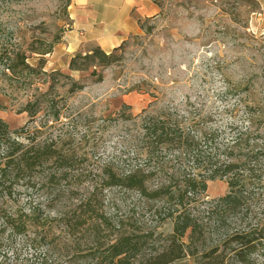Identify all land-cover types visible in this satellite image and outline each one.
Wrapping results in <instances>:
<instances>
[{
  "label": "rangeland",
  "instance_id": "rangeland-1",
  "mask_svg": "<svg viewBox=\"0 0 264 264\" xmlns=\"http://www.w3.org/2000/svg\"><path fill=\"white\" fill-rule=\"evenodd\" d=\"M157 1L160 14L146 18L142 33L129 36L117 50L108 52L114 51V57L105 67L98 66L103 80L96 81L89 72L69 68L75 55L96 46L86 41L75 52L66 50V35L72 25L71 0H0L1 53L19 47L51 50L32 53L29 61L38 68L31 74L14 75L6 70L0 77V117L11 128L20 127L29 120L22 111L29 98L40 94L45 104L55 102L60 117H49L41 138L62 136L61 145L71 155L64 162L73 163L70 175L57 190L69 186L78 200L90 195L98 208L87 212L75 235L68 234L63 222L54 221L49 237L37 248L17 237L1 249L0 264H42L45 254L47 264H95L94 221L102 215L107 218L103 219L106 225L98 230L104 244L111 240L107 230L116 233L120 221L138 236L150 232L133 259L135 264L153 246L163 243L172 232L168 206L162 207L164 201L120 184L110 185L106 177L111 170L121 176L148 164L137 155L143 150L139 139L145 115H171L181 127L199 136L217 130L219 144H227L242 131L249 134L252 144L264 146V0ZM40 58L44 60L42 67ZM4 61L0 60V69L6 68ZM47 114L43 105L35 121L40 124ZM242 143L245 147L249 144L246 140ZM262 163L243 162V174L256 165L262 168ZM184 169L177 162L167 161L164 172L149 176L148 192L153 194L168 182L178 185L184 180ZM246 187L240 211L228 214L225 223H221L223 210L211 205L212 199L229 188L224 178L209 180L207 197L191 200L190 210L203 227L200 254L217 243L224 232L252 229L256 235L261 233L264 189L254 176ZM54 193L49 190L46 195L39 190L33 200L47 204L49 195L56 197ZM25 200L22 197L21 202ZM64 201L73 202L68 198ZM176 202L174 199L173 204ZM64 244L71 247L69 260L58 255ZM234 246L221 243L216 253L225 255L224 263L200 255L195 262L184 259L174 264H264V238L243 262L233 255Z\"/></svg>",
  "mask_w": 264,
  "mask_h": 264
},
{
  "label": "trees",
  "instance_id": "trees-1",
  "mask_svg": "<svg viewBox=\"0 0 264 264\" xmlns=\"http://www.w3.org/2000/svg\"><path fill=\"white\" fill-rule=\"evenodd\" d=\"M153 1L160 6L157 0ZM145 19L139 18L143 29ZM119 47L114 48V51ZM114 51L108 53L96 45L86 53L75 55L69 63V68L81 73L89 72L96 81H102L103 73L98 70V66L105 67L114 57ZM33 52L46 54L51 50H27L19 47L0 52V60H5L4 63L7 64L6 68L0 69V77L6 75V70L14 75L34 72L38 67L29 61ZM43 61L40 58V67ZM39 96L40 94L36 98H29L22 108L29 117L24 125L11 128L8 122L0 117V251L4 246L15 242L17 237H23L27 246L37 248L49 237L54 221L63 222L68 234L75 235L85 223L87 212L98 210L90 195L78 200L77 196H72L74 192L69 186L57 190L62 181L70 175L73 163L64 162L71 155L66 154L61 145L62 136L41 138L46 133L43 129L47 128L49 117L58 119L60 109L55 102L49 101L45 104ZM43 105L48 111L47 118L38 124L35 118ZM140 129L142 136L139 145L143 150L137 155L143 156V161L148 164L138 165L121 176L111 170L106 173V177L110 185L120 184L129 189H136L142 195L161 198L164 201L162 207L168 206L172 232L164 237L162 244L153 246L150 253L142 255L137 264H174L184 259L195 262L200 255L203 258H212L217 263H224L225 255L216 252L221 243L229 242L235 243L231 249L235 258L241 262L245 261L246 255L264 238V223L259 225V235L252 232V229L224 232L217 243L200 254L198 244L204 239L203 227L197 222L190 205L191 200L194 202L207 197L208 181L219 177L225 179L229 188L224 195L212 199L211 205L215 209L223 210L221 223H225L228 214L238 213L246 198V185L251 177H258L261 188L264 189V146L259 142L252 144L249 134L242 131L237 132L227 144H219L217 130L204 131L199 136L192 130L181 127L167 114L145 115L141 120ZM243 140L249 143L247 147L243 146ZM244 148L250 153L242 152ZM167 161L177 162L187 170L184 171V180L178 185H172L171 182L162 184L150 194L149 176L153 172H164L167 169ZM243 162L263 163L262 168L256 165L244 175ZM39 190H44L46 195L49 190L53 193L55 191L56 197L49 195L47 204L42 201L35 202L33 194ZM22 197L26 198L24 202H21ZM65 198L73 202L64 201ZM174 199L177 204H173ZM51 209H56V212ZM103 219L107 221L103 215L101 219L94 221L96 228L92 244L95 257L92 259L95 264H135L133 259L140 253L144 239L149 237L150 232L138 236L133 230L129 232L125 223L120 221L116 225V233L107 230V233H110L107 236L109 235L111 240L104 244L101 242L99 231L106 225ZM61 249L58 255L71 259V247L64 244ZM47 259L48 255L45 254L41 263L47 264Z\"/></svg>",
  "mask_w": 264,
  "mask_h": 264
},
{
  "label": "crops",
  "instance_id": "crops-1",
  "mask_svg": "<svg viewBox=\"0 0 264 264\" xmlns=\"http://www.w3.org/2000/svg\"><path fill=\"white\" fill-rule=\"evenodd\" d=\"M72 25L66 50L77 51L86 41L110 52L129 36L143 32L139 18H154L161 7L153 0H71Z\"/></svg>",
  "mask_w": 264,
  "mask_h": 264
}]
</instances>
